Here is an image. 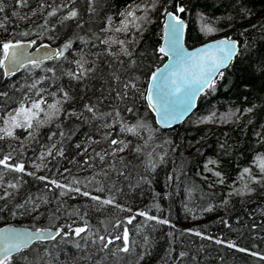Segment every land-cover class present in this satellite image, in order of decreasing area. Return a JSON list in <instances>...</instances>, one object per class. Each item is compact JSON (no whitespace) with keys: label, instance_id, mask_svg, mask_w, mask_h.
I'll return each instance as SVG.
<instances>
[{"label":"snow or ice","instance_id":"6c2138e0","mask_svg":"<svg viewBox=\"0 0 264 264\" xmlns=\"http://www.w3.org/2000/svg\"><path fill=\"white\" fill-rule=\"evenodd\" d=\"M32 2L36 3V7L23 13L20 9L29 7L30 0H15L18 9L12 11V16L23 20L39 17L40 22L29 25V28L31 33L38 34L39 38L46 37L44 44H38L37 39L16 37L0 40V139L19 141L20 137L16 135L15 130L27 129L24 140L30 144L37 140L36 133L41 126L53 123L55 118L61 116V113H65L64 119L71 117L88 121L98 119L101 121V127L109 129L101 133L99 140L96 141L98 146L103 142L104 147H101L98 152L94 150L93 157L87 155L83 157L84 161L98 157L103 162V167L92 176L85 177L83 180L73 176L70 181L63 178L57 179L51 173L39 177L42 181H50L49 184H45L46 189L55 186L60 190V196H54V199L61 206L63 205L61 197L74 193L91 197L92 201L98 202L101 206L113 205L121 211L126 209L127 212L132 213V208L123 203H117L113 190L115 193H120L121 189L115 187V184L107 189L108 195H94L91 191L84 190V186L97 183L98 175L108 177L113 170L129 182L132 181L133 172H135L137 182L152 183L149 179L151 171L156 169L157 163L164 162L167 152L161 151L157 155L154 151L148 150L150 145L156 143L159 133L147 117L140 115L141 103L146 106V109L156 114V124H167L184 114L198 94L206 90H214L218 80L225 78L227 71L235 69L238 65L243 67L245 74L250 71L253 79L256 73L253 65H258L259 76L264 78V48H256L247 39L241 41L232 36L223 35L206 39L197 46H186L187 25L183 14L190 7L186 0H166V2L141 0L140 3L132 4L121 13L123 19L119 21L118 27H113L112 15L105 16L102 12H98L97 0H84V4L79 7V0H59V3L57 0H51L50 3L49 0H32ZM5 7L0 2V12H3ZM85 9L87 16H85ZM238 11L241 19L245 15L252 14L249 9L242 7L238 8ZM153 12L157 13L163 23L162 34L158 33L160 38L153 42L151 53V56L165 57L164 60L158 61L159 66H149V63L143 59L144 53L138 54L136 49V45L143 38L141 34L144 33L146 26L152 23ZM197 17L201 22L199 31L205 37L221 30L218 21L229 19L216 17L210 21V18L202 11L197 13ZM234 18L233 16L230 19ZM7 20L8 17L4 16L3 21H0V27ZM250 27L255 26L250 25ZM73 28L81 32L86 29V32L84 35L68 38L58 35V33L66 34V30ZM128 33L131 34L126 35ZM21 35L27 37L28 29H24ZM60 39L62 43L55 48L49 43V41ZM73 39L85 42V47H88V41L95 40L99 50L95 51L91 60L86 58L87 54L82 50H77L76 58L69 60L67 53L73 49ZM34 45L36 50L29 51V48ZM96 45L91 47L95 48ZM45 61L52 62V66L45 64ZM245 61H247L246 65ZM66 63L74 65V70L63 67ZM20 68L31 75L23 83H17L15 80L9 83L5 78L12 77ZM37 69L40 70L39 75L36 74ZM64 75L71 80L82 81L86 88L89 80L102 81V90L98 95L94 91L90 96L73 95L71 80L67 85L59 83L60 77ZM41 82L47 87L42 86ZM249 82V79L238 81L243 85ZM53 85H56L54 91L51 90ZM261 88L264 90V79H262ZM102 108L107 110L102 111ZM252 111L253 107H244L243 112L240 109H230L227 113L221 114L220 120L224 123L239 121L244 113ZM211 119H215V113L203 116L197 120V123ZM128 133L134 137H140L141 142L132 145L130 140L124 138ZM144 133L147 134L146 138L142 137ZM254 135L257 137V143H264V125ZM65 136L66 132L61 124L57 127V131L48 133L47 143L38 144L37 141L39 147L37 159L40 162L37 163V159L29 158L35 169L46 168L47 161L63 157ZM160 143L167 145L171 143V140L165 137ZM125 150L130 159L126 158V155H120L125 153ZM140 154H143V159H138ZM106 157L110 160H106ZM133 160L137 161L136 165H133ZM28 162L29 160L25 159L23 142L19 143L17 148L9 145L8 152L0 151V166H3L0 168V213L7 212L13 217L32 214L33 219L47 215L54 226L17 227L12 223H3L0 227V264H56L53 259L55 254L49 247L44 246V242L56 248L57 237L60 238L59 243H72L77 249L95 248L96 252L101 254L100 260L93 261L90 252H85V258L93 261V264H105L109 256L119 257L115 260V264H144L145 258L152 254L151 237L144 233L139 243L130 238L129 228L124 221H133V215H125L122 219L112 218L114 230L109 233L106 220L101 221V227L90 225L80 215L78 209L67 210L65 215L68 222L66 223H60L61 216L56 214L61 211L60 207L56 208L55 213L48 209L41 212L42 205L51 203L47 196L37 198L27 193L20 202H17L19 190L25 183L20 174L27 172L33 177L36 176L35 171H29L26 168ZM216 163L218 161L209 159L205 163V169ZM252 164L258 168L259 174H253L250 167H245L242 175H247L243 176L242 185L233 187L231 193L238 195L251 193L255 190L250 186L253 182L264 184V153H257ZM87 166L93 167V164L89 163ZM140 167L144 168L148 174L140 173L137 170ZM64 171L68 170L64 169ZM172 175L168 174L167 179H172ZM215 175L222 178L223 174L215 171ZM176 178H179L178 175ZM217 182L223 181L218 179ZM129 187L134 185L129 183ZM98 191L104 193L106 188L99 187ZM226 202L227 198L224 203ZM153 206L157 211L160 210L159 204ZM212 207V204L207 206L208 210ZM259 211L264 212V209ZM135 212L146 217L147 220L163 224L171 223L169 219L151 215L148 210L137 208ZM72 214L79 217L82 222L72 221L70 219ZM223 223L227 224L228 221L225 220ZM251 228L256 229L257 225L253 223ZM121 230V235L116 234ZM136 231L140 232L141 228L137 227ZM184 231L195 232L201 237L205 236L204 232L192 227ZM168 235L172 236V233L169 232ZM72 237L77 239L74 240ZM208 239L245 253L250 251L249 248L242 247L232 239H221L216 236H209ZM188 255V252L181 250L173 257L171 252L166 251L167 260L162 258L161 264L182 262ZM252 255L260 257L264 256V252L255 251Z\"/></svg>","mask_w":264,"mask_h":264},{"label":"trees","instance_id":"16d2710c","mask_svg":"<svg viewBox=\"0 0 264 264\" xmlns=\"http://www.w3.org/2000/svg\"><path fill=\"white\" fill-rule=\"evenodd\" d=\"M129 1L101 0L102 9L98 7V12H102L105 16L112 15L114 17L113 27H118L119 21L123 19L118 10ZM0 2L6 6L4 11L0 12V21H3L4 16L8 17V20L4 21L3 26L0 27V40L9 37L22 38L21 33L25 29L22 25L29 28V25L40 22L39 17L23 20L12 16V11L18 9L15 0H0ZM186 3L190 6L189 10L183 14L187 25L185 30L187 44L194 45L203 40V35L199 31L201 22L197 17V13L202 11L210 18V21L216 17L229 18L218 21L221 30H228L227 34H232L241 41L245 39L251 41L256 48H264V30H262L264 29V0H186ZM83 4L82 2L78 3V7ZM33 7H36V3L30 0L29 7L20 9V11L27 13ZM240 7L249 9L252 14L245 15L241 19L238 11ZM84 11L85 16H87L86 9ZM233 16L235 18L230 19ZM97 22L99 23V21ZM250 25L255 27H250ZM161 26V19L156 12H153L152 23L146 26L144 33L141 34L143 38L136 45L137 53H144L143 59L149 63V66H159L158 61L164 60V57L158 55L151 56L152 44L159 40L158 33L161 34ZM8 30L12 32H8ZM93 30L95 31V29ZM85 32L86 29L84 33H81L80 30L73 28L66 30V34L58 33V35L68 38L74 35H84ZM29 34L32 33L29 32ZM216 35L225 34L219 31ZM28 39H37V42L40 43L45 42L46 37L41 39L38 34H32ZM49 43L58 46L62 43V39L49 41ZM87 43L88 47H85V42L73 39V49L67 53L69 60L76 58L77 50L84 51L87 54L86 58L91 60L95 51L99 50V45H96L95 40ZM92 45H96V47L93 48ZM45 64L52 66L50 61H45ZM244 64L246 65L247 61ZM63 67L74 70V65L71 64L66 63ZM253 67L256 68L254 79L251 78L250 71L247 74L243 72L241 65L227 71L226 77L218 80L214 90L203 93L195 111L174 131L159 129L155 125L150 111L146 109L144 104H140V115L147 117L159 133L156 137V143L150 145L148 150L154 151L157 155L161 151L167 152L164 162L157 163L156 169L151 171L149 179L152 183L137 182L135 172H133L132 181L129 182L113 170L108 177L98 175L97 183L84 186V190L91 191L94 195H108L107 189L115 184V187L121 189L120 193H115L113 190L117 203H123L132 208V213L127 212L126 209L121 211L113 205L101 206L98 202L92 201L91 197H83L74 193L61 197L63 202L61 206L54 199V196H60V190L55 186L47 189L44 187L50 181L40 180L39 177L42 175L51 173L57 179L63 178L70 181V178L75 176L83 180L103 167V162L98 157L89 161H84L83 157L85 155L93 157L94 150L98 152L100 145L104 147L103 142L98 146L96 141L99 140L101 133L109 131V129L101 127V121L98 119L90 121L76 117L64 119L65 113H61V116L55 118L53 123L41 126L39 132L36 133L37 140L30 144L24 140V137L27 136V129L17 128L15 130L16 135L20 137L19 141L7 138L0 139V151L2 152H8L9 145L17 148L18 144L23 142L25 159L29 160L26 163V168L36 172L35 177L27 172L20 174L25 183L19 190L17 202H20L27 193H31L33 197L37 198L38 196H47L51 203L42 205L41 212L48 209L55 213L56 208L60 207L61 211L56 214L61 216L60 223H66L68 222L65 215L67 210L69 208L74 211L78 209L80 215L90 225L101 227V221L106 220L109 233L114 230V219L112 218L122 219L125 215H133V221H124L129 228L130 238L139 243L144 233L151 237L152 254L145 258L144 264H161L162 258L167 260L166 251L171 252L175 257L181 250L188 252V257L183 258L182 262L173 261L170 264H264V256L252 255V252L255 251L264 252V212L259 211L264 209V184L253 182L250 186L254 187L255 190L251 193L243 195L231 193L233 187H240L238 179H243V176L247 175H242V170L245 167H250L253 174H259L258 169L252 164V160L257 153H264V143H257V137L254 135L264 125V90L261 88V82L264 78L259 76L258 65H253ZM36 74H40L39 69L36 70ZM30 75L21 68L18 73L5 79L9 83L13 80L17 83H23ZM240 79H249L250 82L247 85L239 84ZM70 80V77L64 75L60 77L59 83L67 85ZM101 83L102 81L89 80L86 88L82 81L71 80L73 95L90 96L93 91L98 95L102 90ZM41 85L47 87L43 82ZM142 87H146V85H142ZM55 88L56 85H53L51 90L54 91ZM65 106H68L67 103ZM244 107H253V111L244 113L239 121L233 120L224 123L217 120L216 116L207 124L196 126L193 122L194 118L209 113L220 116L230 109H240L243 112ZM106 110V108H102V111ZM61 124L66 132L63 157H56L54 161H47L48 167L46 168L35 169L29 158L37 159L39 156L38 144L47 143L48 133L57 131V127ZM146 136V133L142 134L143 138ZM165 137L170 138V144L160 143ZM124 138L130 140L132 145L141 142L140 137H134L131 133L125 134ZM78 145L81 147L78 148ZM126 154L127 150L120 155ZM126 158L130 159L131 157L126 155ZM138 159H143V154H140ZM209 159L218 161V163L211 164L208 169H205V163ZM106 160H110V158L106 157ZM39 162L37 159V163ZM89 163L93 164V167H88ZM132 163L136 165L137 161L133 160ZM2 167L0 166V168ZM64 169L68 171L65 172ZM137 170L142 174H148L142 167ZM215 171H220L223 174L222 178L216 177ZM170 173L173 174L172 179H167ZM177 175L178 179L176 178ZM218 179H222L223 182L218 183ZM129 183H132L134 187H129ZM99 187H105L106 191L104 193L99 192ZM164 193H168V195H164ZM225 198H227L226 203H224ZM154 204L160 205L159 211L153 206ZM208 204L213 205L210 210L207 208ZM137 208L148 210L151 215L169 219L171 223L163 224L158 221L147 220L146 217L135 212ZM70 219L75 223L82 222L74 214L70 215ZM225 220L228 221L227 224L223 223ZM3 223L28 227L33 225L37 227L54 226L53 221L47 215L33 219L32 214L13 217L7 212L0 213V227L3 226ZM253 223L257 225L256 229L251 228ZM115 227L119 228V226ZM137 227L141 228L140 232L136 231ZM189 227L199 229L205 233V236L201 237L195 232H185L184 229ZM169 232L172 233V236L168 235ZM116 234L121 235L122 230ZM209 236L232 239L242 247L249 248L250 251L245 253L239 249L219 244L215 240L208 239ZM72 239L77 238L72 237ZM59 240L60 238L57 237L56 248H52L50 243L44 242V246L49 247L55 254L53 259L56 264H65V262L66 264H93V261L101 259V254L96 252L95 248L77 249L74 244L59 243ZM81 243L83 242L81 241ZM85 252H90L93 261L85 258ZM117 259L119 257L109 256L105 264H115Z\"/></svg>","mask_w":264,"mask_h":264},{"label":"bare ground","instance_id":"6f19581e","mask_svg":"<svg viewBox=\"0 0 264 264\" xmlns=\"http://www.w3.org/2000/svg\"><path fill=\"white\" fill-rule=\"evenodd\" d=\"M51 0H49V2H50ZM80 2H82V3H84V0H79V3ZM97 2H98V4H99V9H102L101 8V0H97ZM141 2V0H130L129 1V3L127 2V4L125 3L119 10H118V13L120 14V13H122V12H124L126 9H128V8H130L131 7V5L132 4H134V3H140ZM57 3H59V0H57ZM107 13V12H106ZM162 21V20H161ZM22 27H24L25 29H28V31L29 32H31V29L30 28H27V27H25L24 25H22ZM162 27H163V23H162V26H161V30H162ZM9 29H11V28H9ZM7 30V29H6ZM224 32V34L225 35H229V36H232L234 39H238L239 40V38H237V37H235L234 35H232V34H227L229 31L228 30H220V32ZM8 32H12V31H10V30H8ZM81 32V31H80ZM81 33H84V32H81ZM161 34H162V31H161ZM217 33H211V34H209L207 37H205V36H203V40H202V42H204L206 39H212V38H218L219 36H223V35H216ZM31 35L32 34H29L27 37H23V36H21L22 38H24V39H28V38H30L31 37ZM65 38H67V37H65ZM42 43H44V42H40V43H38V44H42ZM201 43V42H200ZM50 44H52V43H50ZM199 43H197V44H194V45H189V44H187L186 43V46H189V47H192V46H197ZM52 45H55L56 47H57V45L56 44H52ZM35 46V45H34ZM165 59V58H164ZM19 72V71H18ZM17 72V73H18ZM16 74V73H15ZM14 75V74H13ZM207 91V90H206ZM203 95V93H200V95H199V98L201 97ZM199 98H198V100H197V104H198V101H199ZM197 104H196V107H197ZM196 107H195V109H196ZM195 109L189 114V115H187L179 124H177V125H174V126H172V127H162V126H160L159 124H156L155 123V114L154 113H152L151 112V110L150 109H148L149 111H150V113H151V115H152V117H153V120H154V123H155V125L159 128V129H161V130H164V131H174L175 129H176V127L177 126H180L183 122H185L186 120H187V118H189L190 117V115L195 111ZM223 114V113H222ZM206 115H208V114H206ZM206 115H204V116H206ZM217 116V120H219V121H221L220 120V116H221V114H220V116H219V114H216L215 115V117ZM203 116H200V117H197V118H194L195 120L193 121L194 122V124H196V126L197 125H202V124H207L208 122H210V120H206V121H203V122H200V123H197V120H200L201 118H202ZM212 120H214V119H212ZM192 124V123H191ZM101 147H103L102 145H100L99 146V148H101ZM256 167V166H255ZM257 168V167H256ZM258 169V168H257ZM259 171V170H258ZM242 181H243V179H238V183H239V186H241L242 185Z\"/></svg>","mask_w":264,"mask_h":264},{"label":"water","instance_id":"95a60500","mask_svg":"<svg viewBox=\"0 0 264 264\" xmlns=\"http://www.w3.org/2000/svg\"><path fill=\"white\" fill-rule=\"evenodd\" d=\"M44 43H42L41 45H43ZM51 46L53 47V48H55L56 46L55 45H52L51 44ZM34 50H36V46H32V47H30L29 48V51H34ZM165 58V57H164ZM21 69V68H20ZM20 69H18L15 73H17ZM14 73V74H15ZM199 95L200 94H198L196 97H195V99L193 100V103H192V105L190 106V108L184 113V114H182L181 116H178L175 120H171V121H169L167 124H159L160 126H162V127H172V126H174V125H177V124H179L187 115H189L194 109H195V107H196V104H197V100H198V98H199ZM155 114V113H154ZM156 115V114H155ZM15 226H17V227H21L22 225H17V224H14ZM2 227V226H1Z\"/></svg>","mask_w":264,"mask_h":264}]
</instances>
